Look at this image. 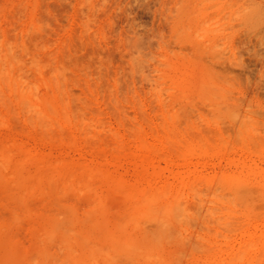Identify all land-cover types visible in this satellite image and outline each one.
I'll use <instances>...</instances> for the list:
<instances>
[{"label": "rangeland", "instance_id": "374dc122", "mask_svg": "<svg viewBox=\"0 0 264 264\" xmlns=\"http://www.w3.org/2000/svg\"><path fill=\"white\" fill-rule=\"evenodd\" d=\"M0 42L28 65L31 57L45 61L49 82L38 92L65 102L69 116L42 128L12 100L0 103V151L30 174L59 170L74 186L56 202L50 194L30 197L21 211L0 186V224L22 252L57 214L55 203L81 219L100 197L116 220L129 202L119 181L129 189L194 180L207 197L216 176L247 172L248 182L255 175L248 183L255 197L262 188L264 0H0ZM28 65L23 71L34 79ZM53 68L64 75L56 85L63 91L51 84ZM11 210L23 213L19 222ZM255 219L244 228L259 236L264 219ZM237 231L230 249L246 238Z\"/></svg>", "mask_w": 264, "mask_h": 264}, {"label": "bare ground", "instance_id": "6f19581e", "mask_svg": "<svg viewBox=\"0 0 264 264\" xmlns=\"http://www.w3.org/2000/svg\"><path fill=\"white\" fill-rule=\"evenodd\" d=\"M138 49L136 52H140ZM20 55L22 57V54L17 55L9 44L0 42V103L11 104L12 100L20 112L22 110L28 113L26 117L28 119L30 116L31 123L34 121V124L42 128L47 124L49 126L51 119L58 116L66 118L67 104H62L65 102L58 103L47 94L38 92L39 84L49 82H45L47 78H44L45 61L31 57L28 65L21 60ZM140 58L134 56L137 66ZM26 65L34 71V79H29L26 71L24 73ZM140 66L142 67V63ZM58 70L53 68L52 74L50 73L51 84L55 85V89L56 85L62 82L60 78L64 77ZM55 80L59 82L54 83ZM60 87L62 86H57V89ZM60 90L63 91L62 88ZM62 93L64 94H58ZM63 94L60 97L64 96ZM59 100L62 101L61 98ZM70 113H73L71 109ZM28 121L30 122L29 119ZM9 153L8 150L0 151V186L8 192L9 198L17 203L15 205L19 204L20 211L22 207H27L30 197L50 194L52 201L59 200L61 194L74 188L71 180L61 171L30 174L23 168L22 160L12 159ZM89 174L90 171L87 175ZM240 174L216 176V188L213 186L215 181L209 184V180L207 188L209 185L214 187L208 188L212 190L209 197L203 192L206 187H203L201 192V188L197 187L199 182L195 183V186L194 180L188 182L192 185L187 183L181 187L135 186L129 189L124 188L119 181L120 184L117 183L115 188L121 189L123 198L129 202L125 204L126 209H123L125 212L122 211L124 214L121 216V213V217L119 214L117 218V215H114L116 220L108 217V214L113 213L110 210L108 213L104 199L100 197L90 203L84 213L85 217H82L84 219L74 215V209L69 207L71 205L54 204L55 200L52 204L57 205V214L48 216L43 221L34 247L29 252L19 250L6 233L7 226L0 224V264H264V231L259 236L247 231V226L252 224L251 219H264V212L259 214L255 211L254 202L256 197H259L264 203V181L255 197L248 185L255 175L253 174L248 182L242 177L245 174ZM204 180L206 183L208 178H204L202 182ZM197 181L196 179L195 182ZM76 183L75 185L78 184ZM85 183L87 182H83L84 191L89 192ZM77 192H80V189ZM92 192L94 194V191ZM188 196L193 199L190 201H193V204L185 201ZM13 215L16 223L21 220L14 212L12 220ZM195 227L196 230L197 227L200 228L196 234L195 231L193 233ZM237 230L242 231L243 237L246 238L241 240L235 250L230 249L229 242L233 240L232 234ZM221 237L225 239L222 243L219 241ZM221 244H224L223 248Z\"/></svg>", "mask_w": 264, "mask_h": 264}]
</instances>
